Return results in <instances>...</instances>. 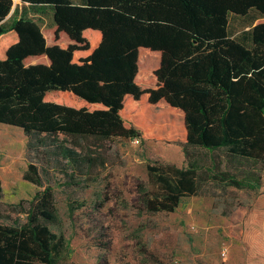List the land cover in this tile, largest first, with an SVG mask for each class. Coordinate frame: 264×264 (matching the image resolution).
I'll return each instance as SVG.
<instances>
[{
    "label": "trees",
    "instance_id": "1",
    "mask_svg": "<svg viewBox=\"0 0 264 264\" xmlns=\"http://www.w3.org/2000/svg\"><path fill=\"white\" fill-rule=\"evenodd\" d=\"M20 1L51 10L53 22L7 23L14 3L0 0V125L23 131V178L40 188L30 200L5 205L0 182V264L62 262L69 246L52 230L61 219L50 173L87 187L106 165L113 138L182 147L183 167L147 166L162 192L142 199L149 213L174 212L208 182L260 185L264 0ZM252 12L259 18L246 45L228 35L229 18ZM142 50L159 56L149 72Z\"/></svg>",
    "mask_w": 264,
    "mask_h": 264
},
{
    "label": "rangeland",
    "instance_id": "2",
    "mask_svg": "<svg viewBox=\"0 0 264 264\" xmlns=\"http://www.w3.org/2000/svg\"><path fill=\"white\" fill-rule=\"evenodd\" d=\"M13 3L7 23L26 17L41 28L52 24L51 10L31 9L20 0ZM258 18L252 12L234 20L231 33L239 32L238 39L249 45L248 30ZM140 62L149 72L159 56L142 50ZM176 123L179 134L177 116ZM26 142L21 129L0 125L5 205L30 200L40 190L23 178L29 162ZM105 157L106 165L95 170L96 181L85 188L66 185L68 180L61 173H50L61 219L52 230L62 233L69 246L60 264H264V160L256 189L208 182L199 196L183 197L174 212L149 213L142 199L162 192L153 184L147 166L183 167L180 143L113 138L106 142ZM43 181L47 183L46 178Z\"/></svg>",
    "mask_w": 264,
    "mask_h": 264
},
{
    "label": "crops",
    "instance_id": "3",
    "mask_svg": "<svg viewBox=\"0 0 264 264\" xmlns=\"http://www.w3.org/2000/svg\"><path fill=\"white\" fill-rule=\"evenodd\" d=\"M240 17H236V16H233V15H231L230 16V18H229V26H228V35L231 37V38H233V39H237V40H239L238 39V34H239V32H232L231 33V31H230V28H231V24H232V22L234 21V20H236V19H239ZM251 28V27H250ZM246 29V28H245Z\"/></svg>",
    "mask_w": 264,
    "mask_h": 264
}]
</instances>
